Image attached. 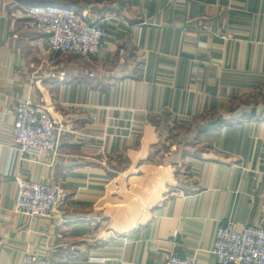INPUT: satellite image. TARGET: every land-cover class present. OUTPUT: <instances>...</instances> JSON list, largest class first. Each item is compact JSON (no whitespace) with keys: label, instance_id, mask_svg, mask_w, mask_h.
I'll return each mask as SVG.
<instances>
[{"label":"crops","instance_id":"obj_1","mask_svg":"<svg viewBox=\"0 0 264 264\" xmlns=\"http://www.w3.org/2000/svg\"><path fill=\"white\" fill-rule=\"evenodd\" d=\"M43 5L104 25V50L49 53L27 27ZM28 99L55 120V154L12 150ZM161 157L188 180L144 221L105 228L122 184ZM25 179L59 189L48 218L17 212ZM226 224L264 225V0H0V264L28 252L53 264H218Z\"/></svg>","mask_w":264,"mask_h":264},{"label":"built area","instance_id":"obj_2","mask_svg":"<svg viewBox=\"0 0 264 264\" xmlns=\"http://www.w3.org/2000/svg\"><path fill=\"white\" fill-rule=\"evenodd\" d=\"M27 27L46 37L49 53L63 57L68 54L92 58L105 48L107 29L102 24H90L73 10L54 6H32L27 10ZM94 78V74H90ZM12 150L21 156L55 154L59 133L50 110L32 99L15 107ZM60 192L57 186L19 182L16 204L18 213L31 218H48L57 208ZM177 236L173 239L176 242ZM214 254L218 264H264V225L247 227L238 232L231 224L222 225L216 236ZM23 264H53L44 254L28 252ZM166 264H199L197 260L171 254Z\"/></svg>","mask_w":264,"mask_h":264},{"label":"rangeland","instance_id":"obj_3","mask_svg":"<svg viewBox=\"0 0 264 264\" xmlns=\"http://www.w3.org/2000/svg\"><path fill=\"white\" fill-rule=\"evenodd\" d=\"M160 150L165 152L168 148L164 146ZM151 163L150 165L156 166H154L155 169H145L147 176L143 177L141 182L136 184L135 182H124L123 187H120V192L115 193L116 196L112 201L113 206L109 211L113 223L106 224L105 228H115L123 219L127 218H131L134 223L123 225L125 228L144 221L153 206L175 192L174 188H170L171 184L175 182L183 184L188 180V171L183 166L174 165L173 170V166L172 168L168 167L169 163L165 162L162 157ZM114 220L120 222L115 224Z\"/></svg>","mask_w":264,"mask_h":264}]
</instances>
